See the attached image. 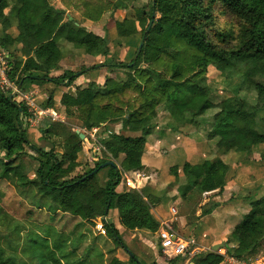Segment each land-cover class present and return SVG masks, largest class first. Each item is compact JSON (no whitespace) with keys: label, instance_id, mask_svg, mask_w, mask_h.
<instances>
[{"label":"trees","instance_id":"obj_1","mask_svg":"<svg viewBox=\"0 0 264 264\" xmlns=\"http://www.w3.org/2000/svg\"><path fill=\"white\" fill-rule=\"evenodd\" d=\"M134 1L0 0V49L9 56L8 78L16 86L20 82L22 89L32 84L71 86L77 78L75 72L53 75L71 51L102 59L100 65L82 69L83 73L97 66L109 73L102 85L90 81L74 93L61 95L66 122L44 121L39 128L40 138L51 145L49 150L28 137L21 120L26 108L0 91V204H4L9 185L16 182L23 195L30 194L32 205L53 217L67 214L94 226L95 219L116 212V223L104 222L105 236L124 259L113 256L105 264H156L138 257L124 239L135 231L158 232L160 223L153 208L161 199L147 187L126 189L123 176L144 170L141 157L160 109L178 126L197 125L199 118L215 109L206 138L216 140L213 155L233 152L247 159L264 145V0H148L140 7L133 6ZM106 14L104 37L87 30ZM218 14L229 17L230 22L219 26ZM11 27L17 31L14 37L7 33ZM117 48H127L124 61L114 59ZM208 67L225 78L236 70L239 73L240 85L230 94L221 93L217 103L211 99ZM241 92L255 94V101L245 100ZM42 106H54L53 93ZM73 119L86 131L106 124L99 135L111 132L102 141L107 155L92 168L82 155L88 139L79 138L68 122ZM108 125H120V131ZM25 159L36 167L26 171ZM105 163L114 166L100 168ZM168 174L174 181L180 174L205 202L210 195L220 196L234 179L229 178L228 164L212 156L199 164L172 166ZM217 207L211 204L200 216ZM6 218L0 205V224L6 225ZM119 228L125 234L121 235ZM42 233L31 234V242L46 251L36 258L41 264L46 263V257L59 264L55 249L50 248V236ZM223 244L226 255L239 260L259 254L264 245V197L248 203L247 213ZM2 254L0 249V264H6ZM185 258L167 264H183ZM91 260L87 264H92ZM222 261L223 256L210 249L190 258L189 264Z\"/></svg>","mask_w":264,"mask_h":264},{"label":"rangeland","instance_id":"obj_2","mask_svg":"<svg viewBox=\"0 0 264 264\" xmlns=\"http://www.w3.org/2000/svg\"><path fill=\"white\" fill-rule=\"evenodd\" d=\"M148 0H135L132 5L135 7H140L142 5L147 4ZM56 6L58 8H61V6L57 3ZM66 13H74L66 11ZM77 17V15H76ZM108 14L104 15L100 22L92 24L91 26L87 27L88 31L93 32L96 35H99L101 37H104L106 34L104 32V26L107 20ZM78 18V17H77ZM82 22V21H81ZM84 22V21H83ZM230 22L229 17H224L221 15L216 16V23L219 26H223ZM110 35H114V32L111 30L109 31ZM61 46V44H60ZM131 50V48H130ZM127 51L123 48H117L115 49V56L114 59L119 61H124L125 53ZM134 51V48L130 51ZM102 59L97 62L94 61V59L90 57H76L74 59V64L77 68L82 67V69H87L88 67H93L94 65H100ZM68 62V61H67ZM98 75L97 83L99 85H102L104 83V77L106 76V71L104 68H95ZM230 74V73H227ZM237 70L234 73H231L228 75L229 77L225 78L222 74H219L217 71H215L213 68L208 67L206 78L208 85L211 86L213 89V94L211 95V99L214 103L219 102V97L221 96V93H228L233 91L235 88H237L240 85V78L238 76ZM223 91V92H221ZM223 95V94H222ZM226 95V94H225ZM240 95L245 100L253 103L255 101V94L253 93H244L241 92ZM216 113L215 109H211L205 113V115L198 119L197 125H194L192 128V132L190 134L184 133L185 130L180 131L179 126L173 121L168 119L166 116V113L163 112L161 109L159 110V114L156 119V127L157 129H160L162 131V134L160 136L156 135V130L153 131V138L155 140H158L157 138L161 137L159 140L167 142V144H171L170 146H167L170 149H174L173 146H175L174 143L181 141L186 136H189L191 141L194 142H200L205 141L206 145L210 144L213 148L216 140H212V142H209L206 140L207 133L210 131L212 126V116ZM264 117V113H263ZM70 126L73 129H81L80 124L76 120H70L68 121ZM106 124H102L99 126L101 128ZM116 125H108V128L115 130ZM98 128V127H97ZM96 128V129H97ZM98 128V129H99ZM95 129V128H94ZM163 129V130H162ZM116 132V131H115ZM156 136V137H155ZM177 139V140H176ZM176 140V142H175ZM173 143V144H172ZM214 149V148H213ZM59 151V149H57ZM179 151V150H178ZM264 155V145L260 146L257 150L256 155L253 154L251 158L243 159L244 166L248 165V160L251 162L250 169L248 172H246L247 176H244V178L240 182L238 180V183L240 186H238V189H233V185H230V188L232 189V193L229 195H226L227 201H230V196H236L239 195V197H246V202H253L257 200L259 197H264V189L261 191V189H257L262 187L264 185V161H260L261 156ZM163 165L161 170H152L153 174H156L158 177V183L157 186L166 193L172 192L174 188H177L180 184L183 183V181L178 182L176 181L174 185H167V177L169 176L168 167L173 165H179L182 164L185 161V158L182 156H177L176 158L169 160L167 156H164L163 158ZM242 159V158H241ZM235 161H231V164ZM237 162V160H236ZM158 160H156L153 165L157 166ZM31 169V167H30ZM29 169V170H30ZM164 170V171H163ZM80 171H77L79 173ZM253 173L254 178L249 179L248 176ZM252 177V175H251ZM256 192H263L262 194H257ZM194 194H192L190 197H194ZM256 196V197H255ZM216 195H210L207 200L209 203L204 204L206 206L201 207L198 210L204 211L205 209H208L212 203L217 201L218 198H214ZM176 199L180 198V196H175ZM203 198V197H202ZM213 198V200H211ZM238 199V198H237ZM194 200V198L192 199ZM190 201V203L192 202ZM226 201V202H227ZM4 204H0L3 212L7 214V218L4 220L7 224H0V249L3 250L2 254V260L6 261V264H41L40 260L36 258L41 251L46 252L44 249V246L38 245L37 243L31 242V234H35L37 232L42 233L43 235L47 233L50 238V248L55 249L54 254L59 258V264H87L88 259H92V264H105L107 263L111 257H113L115 253V246L113 244V241L109 239L107 236H100L97 235L96 232L93 231V225L90 223H84L78 218H73L69 215H62L61 213H58L56 215L50 216L48 212L45 209H39L36 206L32 205L30 200V194L23 195L21 192V189L16 188L14 185H9L7 193H5L4 196ZM2 202V203H3ZM196 202V203H195ZM193 206H191L185 213L190 217L195 213L198 206V201H195ZM177 203H169L166 200L161 202V205L167 210L168 208L175 206ZM234 204L231 206H228L227 211L232 213V209L234 212L232 215L238 214V216L233 217L230 219V221H224L223 216L218 217L221 213L220 209L215 208L212 209L213 214H215V218H218L217 222V228L212 226L211 220L207 217L205 221L198 220V218H189V223L186 226L187 231L179 230V234L182 237H193L196 243L199 245V247H202L205 251L210 250V244L212 242H216L217 245L223 244L225 240L228 237L229 230L237 224L242 216L244 215V210L246 208L241 209L240 211H236L234 209ZM179 206H177V209ZM238 212V213H237ZM220 213V214H219ZM219 214V215H217ZM180 215V212L178 210V215ZM209 214L201 215L202 218L208 216ZM211 215V214H210ZM209 215V216H210ZM9 219L11 220H8ZM114 214H110V218L112 219L110 222H116V218H113ZM197 227V233L191 234L190 231L192 228ZM175 229L178 230L177 224L174 225ZM46 230H49L47 232ZM152 237H156V235H152ZM152 239H147L153 241ZM48 242V241H47ZM49 243V242H48ZM114 247L115 249H113ZM153 249L154 251H159L160 256L169 258L167 254H164L162 252V249L160 246L157 245V240L155 239V243H153ZM258 255L264 256V245L261 247V251ZM61 261V262H60ZM94 262V263H93ZM45 264H53L49 257H46V263Z\"/></svg>","mask_w":264,"mask_h":264},{"label":"crops","instance_id":"obj_3","mask_svg":"<svg viewBox=\"0 0 264 264\" xmlns=\"http://www.w3.org/2000/svg\"><path fill=\"white\" fill-rule=\"evenodd\" d=\"M7 33L10 34L12 37H14V36H16L17 31H16L15 27H11L7 31ZM77 56L78 57H81V56L90 57V58L94 59L95 62H97V59H95L91 56H88V55H84L80 51H71V53L69 54L68 57H65L64 59H62L59 63L58 70L55 71L53 73V75L58 76L63 71L75 72L77 74V78L74 80V82L71 84V86L58 88L52 84H43V85H33L32 84L30 86L29 85L24 86L23 89L21 88L19 90V94L13 95L12 100L19 105H23L25 107L24 97H30L34 100L35 104L40 109L50 110L56 114V117H57L56 120H52L49 117H42L38 121V123H35V124L30 123L28 121L27 114L25 116H22V119H21L23 125L27 127L28 137L30 139L34 140L35 144L37 146H39L45 150H49L51 145L49 143L43 141L40 138L41 136L39 134V130H40L39 128L43 126L44 121L60 122V123L66 122L65 115L63 112V107L61 106V104L59 102L61 95L64 93H74V91L77 87L82 86L84 84H87L90 81H94L95 83H97V80L99 78L96 71L90 70L86 73H83L82 67L77 68L76 65L74 64V59H76ZM87 69H89V67ZM105 71H106V76L104 77V79L107 76H109L107 69H105ZM50 93H53L54 106L52 108H43L42 105L48 99V96ZM26 112H27V108H26ZM177 126H178V124H177ZM102 128H104V126H102L99 129L98 128L92 129L91 131H86L84 129H75V132H78L79 134L83 135V139H85V137H86V139H88V136L85 135L84 132L88 133L89 136L90 135L96 136V135H99V131ZM192 128H193V125H188V124H186V125L183 124V125L179 126L180 131L183 132V130H185L184 133H186V134H190L193 131ZM156 129H157V127L153 131H155ZM114 131L119 132L120 131V125H116ZM156 131H157L156 132L157 136H160L162 134V131L160 129H157ZM94 132H95V134H94ZM160 138L161 137L157 138L158 140H155L153 138V132L151 133L150 136L147 137V142L145 144V151L141 157V162H142V165L144 167V170L132 171V172L124 174V175L132 176L133 173H138V174H141L143 177L141 179H139L136 184H133V187H132L131 185H129L128 179L125 178V176H123L125 178L123 185L126 189H135V190L139 191L142 188L147 187L149 192L152 195L161 199L160 203L155 205L153 208V214H154L155 218L158 220V222L160 223L159 225H161L162 223H168L171 225V228L173 229V224H177L178 230L173 229V231H175L177 234H179V230H182L183 232L187 231L186 226L189 223V221H188L189 218H193L192 220H194V218H198V220L205 221L208 217L211 220V224L214 228H215V226L217 228L216 224L218 222V218H215L216 213L215 214L211 213V215L209 214L210 216L208 215L204 218H202L200 216L201 210H198V209L203 207L206 204V202L204 201L202 196H200L196 191L188 188L186 181L183 179V177H181L180 174H179V178L177 181L180 183H181V181H183V183L180 184L179 186H177V188H174L172 190V192H170V194L168 192L166 193V191H164L163 189H161L157 186L158 177L156 174H153L152 170H155V169L161 170L162 169V167L160 165L161 164L163 165V163H162L163 159L162 158L164 156H167V158L169 160H172L179 155V156H182L185 158L184 162H188L192 165L199 164L203 160L208 158L209 156H212V159L213 158H219L224 163L228 164V166H229V178L231 176H234V179L229 180L227 186L225 187L224 192L220 196L214 197V198H218L217 201H215L214 203H216L218 205L217 208L220 209L221 212H223L221 214L219 213L220 215L219 214H217V215H219L218 217L223 216L224 221H230L231 218L238 216V214H236V212H235V215H232V213L234 212L233 209H232V213L227 211V209H228L227 207L231 206L232 204H234V206H235L234 209L236 211H238V210L240 211V208L241 209L246 208L243 212H244V214L247 213L248 203L246 202V199L248 198V196L246 197V199H244V197H239V195H236L234 197L230 196L229 198H231V200L227 201L226 195L227 194L230 195L232 193V191H231L232 189L230 188V185H233L234 190L238 189V186H240L238 183V180L240 182V179L242 180L244 178V176H247L246 172H248V170L250 169L249 166L251 164V162H249V160H248V165L244 166L243 159H241L240 156H238L237 154H235L233 152H229L227 154H221V153L216 154L215 153L213 155L211 153V151L212 152L215 151V144L213 146V148H214L213 149L210 144L206 145L205 141H200V142L191 141L189 136H186L183 139H181V141L179 142L178 145H177L178 142H176V140H177L176 139L175 140L176 143H174L175 146H173L174 149L168 148L167 146H170L171 144H167V142L159 140ZM209 142H212V141H209ZM84 147H85V144H84ZM82 155H83V158L86 159L87 163L89 164V168H92L93 164L90 163L89 157L87 156V153H86L84 148H83ZM1 157L2 156L0 155V158ZM156 160H158V164H157V166H154L153 163ZM236 160H237V162H236ZM231 161H235V162L231 164ZM24 164H25L24 166H25L26 171H30L29 170L30 167H31V169L36 167V164L33 163L32 161H30L29 159H25ZM180 165L181 164L173 165V166H179L180 167ZM170 167H172V166H170ZM170 167H168V169L166 171H168ZM251 175H252V177H251ZM251 175L248 176L249 179L254 178L253 173ZM175 182L176 181H174L172 176L169 175L167 177V185H169V184L174 185ZM16 184L17 183L15 182V185L14 184H10V185H14L16 187ZM259 187L257 189H261V191L264 189V185H262L261 188H259ZM184 193H185V195H183ZM256 193L258 194L259 192H256ZM262 193L263 192H260L259 194H262ZM192 194H194L193 195L194 197H190ZM175 196H180V198L176 199ZM193 198H194V200H192ZM165 200L169 203L171 202V203H177V204L166 210L161 205V202H163ZM191 200H192V202L190 203ZM211 200H213V198ZM195 201H198V203H197L198 206H196L197 210L195 211V213L193 215H191L189 217L185 213V211H187V209H189L191 206L195 205L194 204ZM206 201H207V203H209L208 200H206ZM204 202H205V204H204ZM177 206H179L178 209H177ZM172 208H174L176 210L175 216H173L170 213V209H172ZM178 210L180 212V215L177 217ZM112 214H114L113 218H116V212H112ZM62 215L65 216L67 214H62ZM107 220H110V221L112 220L110 218V215L108 217H106V221ZM95 221H97V219H95L93 221V224ZM116 221H117V219H116ZM113 223H116V222H113ZM197 227L198 226L192 228L190 233L196 235ZM159 228H160V226H159ZM231 229L229 230V233H230ZM118 230H119V233L121 235L125 234V233H123L122 229L119 228ZM128 234H129V236H128ZM128 234H126L127 236H125V239H124L125 244L128 246V248L132 252L136 253L138 257L144 259L145 261H147L149 263L155 262L156 264H167V261L177 258V257L165 258L163 256L161 257L160 254L157 253V251H154L152 246H153V243H155V239L158 242L157 233L155 234L156 237H152V234H149V233L144 232V231H135L133 233H128ZM97 235H99V234H97ZM100 236H102V235H100ZM148 238L149 239L154 238V239L151 242V240H147ZM184 238H187V237H184ZM190 238H193V237H190ZM215 245H217V243L212 242L210 244L209 249H211ZM112 248L115 249L116 247L115 248L112 247ZM200 248H202V247H200ZM202 251H205V250L202 248ZM220 251L225 252L224 249H221ZM115 253H116L114 255L115 257H119L121 259H124V255H122L121 251L118 248L115 249ZM185 259L186 260L183 264H189L190 258L186 257Z\"/></svg>","mask_w":264,"mask_h":264},{"label":"built area","instance_id":"obj_4","mask_svg":"<svg viewBox=\"0 0 264 264\" xmlns=\"http://www.w3.org/2000/svg\"><path fill=\"white\" fill-rule=\"evenodd\" d=\"M8 54L0 49V91L2 93H9L12 95L19 94V91L16 89V85L10 81L8 78ZM13 98V97H12ZM13 101V100H12ZM25 108H27V118L30 123H38L42 117H49L52 120H56V114L50 110H42L35 104L34 100L30 97H24ZM22 119V118H21ZM88 143L85 144V151L89 157L90 163L94 164L96 161L101 160L104 155H107L105 148L102 145V141L111 134L110 131L101 133L100 135H88ZM95 134V132H94ZM128 179L129 185L133 187V184H136L139 179L143 176L138 173H133L132 176L124 175ZM175 209H170V213L175 216ZM104 222H106V217H99L97 221L94 222L93 230L102 236H105ZM158 244L162 249L164 254H167L168 257H187L192 258L195 255L203 252L196 241L193 238L187 237L184 238L181 235L177 234L171 228V225L168 223H162L157 232ZM218 254L223 256V261L220 264H264V256L258 255L254 258H249L246 260H239L232 256L226 255L223 251H217Z\"/></svg>","mask_w":264,"mask_h":264},{"label":"water","instance_id":"obj_5","mask_svg":"<svg viewBox=\"0 0 264 264\" xmlns=\"http://www.w3.org/2000/svg\"><path fill=\"white\" fill-rule=\"evenodd\" d=\"M154 16H155V13L153 12V13H152V18H153ZM142 45H143V41L138 45V48H137V51H136V53H135V55H134V57H133V60H135V59L137 58V56H138V54H139V52H140V50H141V48H142ZM21 84H22V82H20V83L17 85V87H16V89H17L18 91L21 89ZM12 97H13V95L10 94V95H9V100H12ZM76 133L79 134L78 132H76ZM79 138H80V139H83V135L79 134ZM107 166H114V165H113V163H105V164L101 165L100 168H104V167H107ZM105 217H106V216H103V218H105ZM224 246H225L224 244L215 245V246H213V247L211 248V251H212V252H217V251L223 249Z\"/></svg>","mask_w":264,"mask_h":264}]
</instances>
